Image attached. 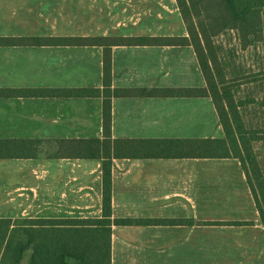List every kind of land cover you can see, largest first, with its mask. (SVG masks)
<instances>
[{"label":"crops","instance_id":"obj_1","mask_svg":"<svg viewBox=\"0 0 264 264\" xmlns=\"http://www.w3.org/2000/svg\"><path fill=\"white\" fill-rule=\"evenodd\" d=\"M176 0H0V37H187ZM99 46H0V89L103 88ZM113 87L206 86L192 46H114ZM115 139L223 138L208 97L112 100ZM103 137L102 98H0V139ZM112 264H264V226L237 159H116ZM102 164L0 160V219L102 217ZM234 223H246L234 225Z\"/></svg>","mask_w":264,"mask_h":264},{"label":"trees","instance_id":"obj_2","mask_svg":"<svg viewBox=\"0 0 264 264\" xmlns=\"http://www.w3.org/2000/svg\"><path fill=\"white\" fill-rule=\"evenodd\" d=\"M176 1L188 30L187 37H0V46H99L104 49L103 88L0 89V98L5 99H103V137L100 139H0V160H96L102 164L103 178L101 218L0 219V264H112L114 226L195 223L181 219L113 218L112 168L116 159H237L246 173L264 226V176L254 149L255 144H264V123L257 118L262 112L264 115V63L259 71H254L243 57L227 62L222 56L224 49L216 42L225 33L233 32L240 51L264 53V0ZM114 46H192L206 86L173 90L114 88ZM249 73L253 77L250 81L243 85L237 83L240 76ZM238 92L248 99L245 102L237 99ZM154 96L211 98L224 137L115 139L112 135L113 98ZM243 224L246 223H234Z\"/></svg>","mask_w":264,"mask_h":264},{"label":"rangeland","instance_id":"obj_3","mask_svg":"<svg viewBox=\"0 0 264 264\" xmlns=\"http://www.w3.org/2000/svg\"><path fill=\"white\" fill-rule=\"evenodd\" d=\"M216 42H217V45L219 44L224 49L222 56H223V59L226 60L227 62L229 61L230 63H232L233 61H236L238 57H241V58L243 57L245 64L252 66L254 71H259L258 70L259 67H261L262 63H264V53H260V52L255 53L254 51L252 52L240 51L237 37L235 33L233 32L225 33L224 35L217 38ZM234 51H237V54H234ZM234 55L235 57L232 58V56ZM223 59L221 60L222 64H223ZM252 78L253 77L252 75H250V73L243 74L242 76L239 77V80L237 81V83H241L243 85L244 83H247L248 81H250ZM242 90L244 93V86H242ZM240 98L243 99L242 102H245V99H248L246 96H244V94H240L238 92L237 99H240ZM245 111H248V109ZM257 118L260 123H264L263 112L257 115ZM254 149H255V153L257 154V158L260 162V166H261V169L263 171V176H264V144H261V143L255 144Z\"/></svg>","mask_w":264,"mask_h":264}]
</instances>
